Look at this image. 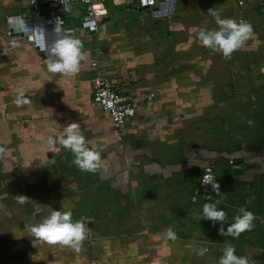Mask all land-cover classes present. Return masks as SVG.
<instances>
[{"label":"crops","instance_id":"1","mask_svg":"<svg viewBox=\"0 0 264 264\" xmlns=\"http://www.w3.org/2000/svg\"><path fill=\"white\" fill-rule=\"evenodd\" d=\"M108 2L107 16L101 21L105 30L102 39L117 38L114 52L109 53L110 49L106 59L100 50L98 31L96 47L91 42L84 47L87 59L82 62L83 71L78 78L66 79L58 74L42 80L38 85L41 88L38 97H42L38 101L44 103L41 109L47 110L45 115L50 114V123L31 130L38 143L26 145L16 163L5 155L0 162L5 176L17 171L19 178L28 184L16 197L23 195L30 199L21 204L18 198L13 201L9 192V199L1 198L9 201L7 206L0 205V264H218L221 249L227 244H234L238 255L264 264V79L255 76V80L236 87L232 92H239V96L234 98L230 94L221 108L217 105L218 97L212 94L198 98L173 94L162 106L148 109L145 104L135 102V115L121 130H115L87 91L89 71L100 68L101 73H109L106 67L111 65L112 58L118 82H111L125 92L119 89V55L127 56L125 60L135 56L129 50H119V33L114 31L117 26L113 18L116 7L120 9L133 1ZM235 3L237 0H233V10L242 7ZM177 4L180 5L179 0H158L151 12L166 15ZM259 4H263L262 0ZM16 5L18 10L7 12L6 18L22 12L17 2ZM73 9L64 16V28H73V36L83 41L88 32L76 23L81 11ZM6 28V33L12 36L9 27ZM63 35L64 31L46 29L45 53L37 51V54L53 59L51 49ZM93 60L97 65L92 69ZM42 66L41 63L40 71ZM261 73L264 74V69ZM123 83L129 85L130 81ZM143 86L138 82L129 90ZM47 100L50 106L46 108ZM45 111H34L32 124ZM249 120L254 123L249 125ZM71 122L80 124L88 146L100 152L102 163L95 173L82 172L72 163L70 151L48 142L62 136L63 127ZM208 163L214 169L221 193L226 194L218 207L228 213L229 224L241 207L257 217L255 228L238 239L220 235L219 222L215 225L204 219L198 222L193 216L202 211L204 203L219 198L211 187V201H190ZM37 207L41 209L39 213ZM53 209L71 211L74 221L90 218L87 239L80 252L49 245L29 232L28 226L39 223ZM169 226L179 237L176 241L166 238ZM227 226L224 225L225 230ZM198 246H206L209 251L199 257L193 251Z\"/></svg>","mask_w":264,"mask_h":264},{"label":"rangeland","instance_id":"2","mask_svg":"<svg viewBox=\"0 0 264 264\" xmlns=\"http://www.w3.org/2000/svg\"><path fill=\"white\" fill-rule=\"evenodd\" d=\"M19 1L0 0V147L11 150L0 155V162L6 156L16 163V160L24 154L26 145H37L38 142L35 141V135L31 134V130H39L41 125L43 128L45 124L50 123V114L45 115L47 110L41 109L44 103L38 101L42 97H38L41 94L38 85H41L42 80L53 79L58 75L48 72V57L37 54L27 35L13 32L16 29L12 31V36L6 33V26L9 27L6 13L18 10L16 2ZM243 2V5H240L242 7L235 3L240 8L233 10V0H182L180 5L177 4L178 6L176 5L177 7L166 15H153L151 8L139 10L134 2L125 6L120 4L121 8L116 7V11H113L117 26L114 29L113 25V29L119 33V50H129L135 56L125 60L127 56L119 55V89L123 88L134 103L140 106L145 104L147 109L162 106V102L173 94L185 95L189 98L212 94L218 97L221 103L217 102L219 107L225 106L223 101H226L227 96L230 94L234 98L239 96V92H232L236 87L255 80V76L263 75L261 72L264 69V1L262 0L263 4H259L260 0H243ZM104 5L109 7L110 4L106 1ZM156 6L157 3L154 7ZM210 8H215L222 18L245 20L253 27L251 38L240 50L234 52L230 59H225L222 54L203 47L198 40L195 31L197 28L218 27L214 18L208 15ZM78 22L79 19L76 20V23ZM101 26L102 22L99 23L100 50L108 59L106 53L110 49L109 53L114 52L112 50L117 47L115 44L118 40L115 36L111 39H102L105 30ZM87 34L88 37L82 39L83 46L91 42L92 47L95 48L98 33ZM15 35L20 36L14 37ZM91 56L94 54L92 53ZM109 60L112 62L106 67L109 73H101L100 68L89 71L87 78L89 93L92 91L91 77L97 72L109 81L118 82L115 60L112 58ZM41 63L43 69L40 71ZM132 65L134 67L129 68ZM75 78H78V75ZM124 81H130L129 85L123 83ZM138 82L143 83L144 86L130 91V86ZM171 85L173 87H170ZM153 87L157 88L155 92L152 91ZM168 89H171V92L167 91ZM21 91L25 94L24 99L29 102L18 106L16 100ZM45 102L46 108L50 106L48 100ZM38 109L45 111L44 115H39L32 124L34 118L31 115H34V111ZM10 110L13 112L9 113ZM37 134L41 138L40 132ZM0 168H2L0 169V205L1 203L4 205L6 203L1 198H6L5 193L9 192V197L15 199L16 193H23L28 184L19 178L17 171H12L8 177L5 176L6 171L3 167Z\"/></svg>","mask_w":264,"mask_h":264},{"label":"clouds","instance_id":"3","mask_svg":"<svg viewBox=\"0 0 264 264\" xmlns=\"http://www.w3.org/2000/svg\"><path fill=\"white\" fill-rule=\"evenodd\" d=\"M216 25L215 29L205 27L197 28L196 34L201 45L205 48L222 54L225 59H230L234 52L240 50L253 34L251 23L245 20H235L233 18H222L215 8L208 10ZM45 30V29H44ZM59 31V29H57ZM45 33V31H44ZM53 59L47 61V70L51 74H60L62 76L73 77L79 74L82 62L86 61L87 53L79 38L72 35L71 30H66V34L57 40L51 49ZM24 92L21 91L16 100L18 106L27 104L29 101L24 99ZM249 125L254 122L249 120ZM49 144L58 143L65 150L70 151L74 157L72 163L82 172L95 173L102 163L100 152L91 149L81 131V126L77 122H71L63 127V135L57 140L49 139ZM5 153V149L0 147V155ZM203 185H211L212 191L219 197L214 202H206L202 206V211L193 213L194 218L200 220H209L215 225L220 223L219 234L226 237L238 239L241 234L250 232L255 228L254 221L256 215L241 207L238 214L234 216V222H228V213L218 206L222 204L226 194L221 193L220 185L216 178L204 175ZM18 202L27 203L30 199L27 196H17ZM211 201L212 197H206ZM195 203V201H193ZM41 209L36 208L39 213ZM90 218L82 217L74 221L71 211H61L53 209L49 215L45 216L39 223L28 226L29 232L37 239L46 242L49 245L67 247L76 252H80L84 241L87 239ZM227 224L225 230L224 225ZM166 238L176 241L179 237L171 226L166 229ZM193 251L199 257H203L208 251L206 246L194 247ZM222 256L218 264H255L247 256L237 254L234 244H227L221 249Z\"/></svg>","mask_w":264,"mask_h":264},{"label":"built area","instance_id":"4","mask_svg":"<svg viewBox=\"0 0 264 264\" xmlns=\"http://www.w3.org/2000/svg\"><path fill=\"white\" fill-rule=\"evenodd\" d=\"M106 1L108 0H20L17 3L22 12L7 16L9 28L11 32L16 29L13 32L27 35L38 52H45L44 27L49 26L53 32L64 31V34L70 29L73 33V28H64V16L70 15L75 6L76 10L81 11L79 27L88 33H98L99 23L104 16H107L108 7L104 5ZM157 1L136 0V3L140 8H153ZM237 3L243 5L244 2L237 0ZM90 65L94 68L97 62L93 60ZM91 81L92 103L109 118L115 130H121L136 113L134 101L101 75L93 76ZM204 175L214 178L215 173L211 164L208 163L203 167L198 184L190 196L191 202L196 203L211 196V185L202 184Z\"/></svg>","mask_w":264,"mask_h":264},{"label":"trees","instance_id":"5","mask_svg":"<svg viewBox=\"0 0 264 264\" xmlns=\"http://www.w3.org/2000/svg\"><path fill=\"white\" fill-rule=\"evenodd\" d=\"M133 2H134V4H136L137 5V3H136V0H132ZM182 0H179V2H181ZM138 6V5H137ZM16 36H20V35H15L14 37H16ZM257 78H259V79H264V74L263 75H261V76H258ZM225 134L223 133L222 134V136H224ZM7 196H6V198L7 199H9V197H8V192L7 193H5ZM9 201V200H8ZM13 201H16V198L13 200ZM5 203H7L6 201H5ZM11 205V204H10ZM13 205H15V204H13ZM4 206H7V204H4Z\"/></svg>","mask_w":264,"mask_h":264},{"label":"water","instance_id":"6","mask_svg":"<svg viewBox=\"0 0 264 264\" xmlns=\"http://www.w3.org/2000/svg\"><path fill=\"white\" fill-rule=\"evenodd\" d=\"M172 9V8H171ZM154 11H159V9H156V10H154ZM171 11V10H170ZM44 29L46 30V29H49V26H46V27H44ZM45 53V52H44Z\"/></svg>","mask_w":264,"mask_h":264},{"label":"bare ground","instance_id":"7","mask_svg":"<svg viewBox=\"0 0 264 264\" xmlns=\"http://www.w3.org/2000/svg\"><path fill=\"white\" fill-rule=\"evenodd\" d=\"M160 11V10H159Z\"/></svg>","mask_w":264,"mask_h":264}]
</instances>
